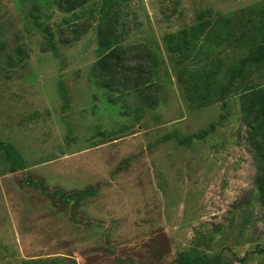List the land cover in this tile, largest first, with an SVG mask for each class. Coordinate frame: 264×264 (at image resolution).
<instances>
[{"label": "rangeland", "instance_id": "rangeland-1", "mask_svg": "<svg viewBox=\"0 0 264 264\" xmlns=\"http://www.w3.org/2000/svg\"><path fill=\"white\" fill-rule=\"evenodd\" d=\"M55 1L0 0V143L26 162L11 173L0 152V264H175L180 253L264 264V209L236 94L241 81L264 85V61L229 84L258 43L264 0L124 2L123 44L152 49L160 68L158 104L142 112L96 68L98 2L86 6L92 28L81 41L46 47L45 29L67 16ZM210 9L236 34L216 50L221 68L198 97L167 36ZM19 44L29 52L22 64L9 57ZM26 173L50 192L95 193L72 210L22 183Z\"/></svg>", "mask_w": 264, "mask_h": 264}, {"label": "trees", "instance_id": "trees-1", "mask_svg": "<svg viewBox=\"0 0 264 264\" xmlns=\"http://www.w3.org/2000/svg\"><path fill=\"white\" fill-rule=\"evenodd\" d=\"M94 1L100 6L97 38L100 58L96 68L100 71L104 86L120 93H133L141 101L142 112L146 108H154L158 104L157 92L161 86L159 62L152 49L140 48L135 50L123 44V32L120 27L124 2L127 0H56L58 9L66 14L56 32L45 29L46 47L57 53L56 42L63 46L72 47L92 28V19L88 17V4ZM6 27L0 22V50L8 46L5 36ZM236 34V26L224 20L220 13L212 9L200 12L195 22L189 28L167 36L168 49L181 62L188 63L189 67L183 73V78L189 79L195 94L201 97L203 90L209 86L208 79L217 74L221 65L217 62L216 50L222 44L231 40ZM258 43L250 54L242 59L238 68L233 69L230 77V86L240 78L244 79V70L248 65L264 61V13L261 15L255 28ZM9 57L22 64L29 58L26 44L15 46ZM245 80V79H244ZM207 88V87H206ZM236 94L239 96L241 120L246 128V137L249 147L253 151V160L256 167L255 185L259 202L264 209V85L241 81L236 85ZM180 145H189L191 141L178 140ZM0 152L10 165V172L17 173L26 170L25 161L10 145L0 143ZM26 186L37 190L40 194L58 200L61 204L78 208L87 198L94 195V190L88 188L81 192L67 193L61 189L50 192L43 180L34 179L26 173ZM22 264H71L63 259H53L48 263L43 261H24ZM175 264H217L212 259L189 253H180Z\"/></svg>", "mask_w": 264, "mask_h": 264}]
</instances>
